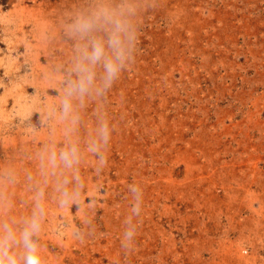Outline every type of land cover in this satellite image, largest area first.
Instances as JSON below:
<instances>
[{
  "label": "rangeland",
  "instance_id": "374dc122",
  "mask_svg": "<svg viewBox=\"0 0 264 264\" xmlns=\"http://www.w3.org/2000/svg\"><path fill=\"white\" fill-rule=\"evenodd\" d=\"M96 2L0 0V220L29 216L42 188L43 264H264V0H105L130 9L135 63L65 115L66 25ZM72 147L80 195L61 207L55 183L73 191V171L45 177L40 156ZM133 183L143 211L125 253Z\"/></svg>",
  "mask_w": 264,
  "mask_h": 264
},
{
  "label": "clouds",
  "instance_id": "9594fccd",
  "mask_svg": "<svg viewBox=\"0 0 264 264\" xmlns=\"http://www.w3.org/2000/svg\"><path fill=\"white\" fill-rule=\"evenodd\" d=\"M130 9L121 4L113 7L105 0H97L89 8L78 11L66 25V35L76 41L73 64L68 70L65 99L63 101L64 114L72 108L70 101L77 99L83 103L85 97H99L113 86L121 74L135 63V34L128 20ZM74 74V78H73ZM75 123V120L73 121ZM111 129L106 121L101 122L97 136L88 147V151L97 157L100 169L107 164V153ZM42 175L57 176V169L63 168L73 171V178L77 181L73 191H69V180L57 179L55 190L60 193L59 204L67 207L77 202L80 195V178L75 168L80 163L77 148L61 149L59 156L54 148L45 149L40 156ZM63 175V173H60ZM2 178V177H0ZM7 179L14 182L9 174ZM46 182V181H45ZM134 203L131 214L125 218L120 245L125 253L131 252L135 244L143 211V189L133 183L128 186ZM34 205L29 216L19 223L0 220V264H43L41 255L40 236L43 231L46 210L43 203V189L36 191ZM72 237L83 243L85 234L79 229L72 231Z\"/></svg>",
  "mask_w": 264,
  "mask_h": 264
}]
</instances>
